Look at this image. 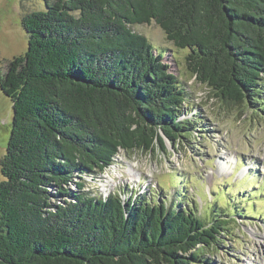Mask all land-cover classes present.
Returning <instances> with one entry per match:
<instances>
[{"label": "trees", "instance_id": "trees-1", "mask_svg": "<svg viewBox=\"0 0 264 264\" xmlns=\"http://www.w3.org/2000/svg\"><path fill=\"white\" fill-rule=\"evenodd\" d=\"M41 1L45 10L22 18L26 52L0 73L13 111L0 264H204L223 220L156 194L80 189L120 151L164 150V138L186 139L199 124L180 119L186 88L137 26L154 23L187 50L186 70L222 104L264 109V0Z\"/></svg>", "mask_w": 264, "mask_h": 264}, {"label": "rangeland", "instance_id": "rangeland-1", "mask_svg": "<svg viewBox=\"0 0 264 264\" xmlns=\"http://www.w3.org/2000/svg\"><path fill=\"white\" fill-rule=\"evenodd\" d=\"M42 10L41 0H0V73L26 52L22 18ZM135 31L164 52L171 73L186 88L188 102L180 119L196 115L199 124L186 139L164 138V150L156 145L153 151H120L105 172L85 175L80 191L102 198L116 193L123 200L151 193L181 207L191 205L205 222L221 219L226 228L218 243L204 251V264H264V109L255 113L251 104H222L186 70L187 50L176 49L154 23ZM12 118V104L0 91V160ZM68 188L77 191L73 184Z\"/></svg>", "mask_w": 264, "mask_h": 264}]
</instances>
